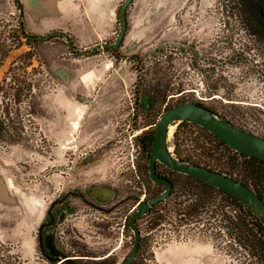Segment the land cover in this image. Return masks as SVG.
<instances>
[{
    "label": "rangeland",
    "instance_id": "1",
    "mask_svg": "<svg viewBox=\"0 0 264 264\" xmlns=\"http://www.w3.org/2000/svg\"><path fill=\"white\" fill-rule=\"evenodd\" d=\"M18 1L20 7L0 0V109L16 122L0 135V244H13L9 264H52L42 258L37 234L50 209L61 212L53 204L64 196L69 212L54 230L57 244L73 242L101 258L123 243L110 260L122 264L133 233L125 229L122 238L121 230L147 186L138 173V140L161 114L200 103L264 138V82L236 83L246 66L236 68L234 52L250 48L252 38L240 22L234 30L241 15L234 0H134L114 55L105 45L117 40L125 0ZM51 33L61 37L28 39ZM254 54L262 62V53ZM83 70L89 75L82 79ZM179 137L180 144L203 141L188 130ZM177 192L138 222L146 246L140 264H264L221 216L223 210L235 220L239 212L217 197L190 216L191 203L180 206ZM72 194L83 197L74 207L81 212L66 218Z\"/></svg>",
    "mask_w": 264,
    "mask_h": 264
},
{
    "label": "water",
    "instance_id": "2",
    "mask_svg": "<svg viewBox=\"0 0 264 264\" xmlns=\"http://www.w3.org/2000/svg\"><path fill=\"white\" fill-rule=\"evenodd\" d=\"M133 1L134 0H125L122 4L119 11L120 30L117 40L114 44L105 45V48L117 50L122 46L127 33V11ZM262 5L264 9V1ZM262 18L264 20V14ZM22 19L23 12L21 11V24ZM53 37H61V34L51 33L45 37L29 36V38L38 42H46ZM70 46L72 45L70 44ZM183 122L199 126L239 154L264 161V138L242 130L226 119L219 117L212 110L196 103H185L166 111L160 117L156 126L149 167L153 182L163 184L167 189L154 199L141 203L138 210L130 218L129 224L134 233V244L129 257L123 264H132L137 258L141 242V232L137 222L144 218L151 211L152 207L166 201L171 195L172 184L167 180L161 179L156 174V163L158 162L166 166L172 172L191 176L232 196L237 201L249 207L264 226V201L253 190L224 174L193 164L182 163L173 156L167 145L170 127H178L179 124Z\"/></svg>",
    "mask_w": 264,
    "mask_h": 264
},
{
    "label": "flooded vegetation",
    "instance_id": "3",
    "mask_svg": "<svg viewBox=\"0 0 264 264\" xmlns=\"http://www.w3.org/2000/svg\"><path fill=\"white\" fill-rule=\"evenodd\" d=\"M263 1L264 0H234V10L235 12L239 11L241 14L240 17L237 15L234 16V30H238V22H240L241 27L245 29L248 32L249 36L252 38V42L249 43L250 48H246L245 50H242L241 53L239 52V50H236L234 52V64L236 68L239 67L240 68L239 70H242V66L243 68L244 66H246L245 71H242L241 73L237 74L238 76V78L236 79L237 84L238 82L246 81V80H258V82L260 81L264 82V20L262 18V15L264 14V9L262 5ZM127 19H128V16H127ZM20 28L21 30L23 29V23L21 24V22H20ZM258 51L262 53V56H263L262 62H259L258 60L259 55L254 54L255 52H258ZM249 52H251L253 55H250ZM17 95L19 97V95H21L20 92ZM155 130L156 128L153 130L154 135H155ZM153 132H148L144 134L143 136H141L140 138V141H142L141 143H139L140 141H138L139 152L137 153L136 161L138 160V157H140L141 163H142L141 166L138 165V173H140L141 177L147 181L146 183L147 186L143 185L142 191L145 193V195L143 198L137 201V206L134 208L133 212L130 214V218L138 210L141 203L154 199L155 197L159 196L167 189L165 185L153 182L151 175H150L149 163H150V157L152 154L153 141L149 145V143H145V140H146V137L151 138ZM167 145H168V149L174 156V150H172L171 148L172 145L169 143V140L167 142ZM135 163L137 164L138 162H133V168L135 169V173L138 174L137 168L135 167ZM156 174L161 179L167 180L172 184L171 195L167 200L171 199L175 195L177 189L179 188L180 175L178 173L172 172L160 162L156 163ZM137 177L141 183L142 179L139 177V175ZM184 180L185 179H183V181ZM184 184L188 185V183L185 181H184ZM151 189L152 191H150ZM71 197H72L71 199L74 200V204H71V205H74V206H71L70 210L74 209V211L68 214L66 218L74 216V215L77 217L78 213L81 212V211L76 212L78 209L75 210V208H76L77 203H81L83 201V197H79L77 194H72ZM166 201H163L161 203H165ZM65 202L66 201L64 200V196H61L59 201L53 204L54 207L60 206L61 212L54 214L53 210L50 209L45 219L41 223V226L39 227L37 235H38V241H39V250H40V254L42 258L51 262L52 264H111L110 260L111 261L113 260L111 258H113V256L116 255L117 250H120L123 247L121 246L123 245V243H120L118 246L113 247V249L109 251L107 255L101 258H95L91 256L94 253H86L84 251H81V246L78 244L77 245L73 244V242L71 243L72 245L66 244L65 247H62L61 245L57 244L54 238V230L58 226L59 220L61 218H65L64 215H66V212H69L68 211L69 208L68 206H66ZM161 203L152 207L151 211L148 214H151V212H153V214L151 215L157 214L156 210L162 205ZM130 218L128 220V225L123 226V229L121 230L122 238H125L124 234L126 233L127 230L132 232L130 228V224H129ZM78 219L79 218H76L75 220H78ZM138 222H137V225L139 227ZM74 226L75 227L77 226L76 222L74 223ZM85 237L86 235L81 236V238L83 239ZM91 238L97 239L96 237H91ZM141 238H142V233H141ZM62 239L64 240L63 237ZM131 239H132V248H133L134 233H133V236H131ZM2 244H4V242H2ZM2 244H0V247L2 248V251L0 249V253H1L0 263L4 264L3 262L4 260H2V258L4 257L3 255L4 251H6V254L8 256L6 258L7 259L6 262L7 264H9L10 261L14 260V258L12 257L14 255L13 248H12L13 244L10 242H7L5 244L7 247L6 250L4 249V247H2ZM9 249H12V250L9 251ZM145 249H146L145 243L141 239L139 251H138V255H140V257L143 256V252L145 251ZM68 251H71L72 254H77V255L72 256L69 254ZM130 253L125 256V258L123 259L124 260L123 263L129 257ZM9 255H11V258H9Z\"/></svg>",
    "mask_w": 264,
    "mask_h": 264
},
{
    "label": "trees",
    "instance_id": "4",
    "mask_svg": "<svg viewBox=\"0 0 264 264\" xmlns=\"http://www.w3.org/2000/svg\"><path fill=\"white\" fill-rule=\"evenodd\" d=\"M15 2L20 7V2L18 0H15ZM28 39L33 40L29 38V36ZM106 50L114 55L118 54V50H113L107 47ZM196 104L204 106L200 103ZM173 107H170L169 109ZM163 114L158 117L157 123ZM11 115L12 113L8 108L1 107L0 135L9 134L8 130H10V128L16 125V122L14 121V118ZM184 130L190 131L191 134L196 133L197 136H199V139L202 138L203 141L199 139V141H195L193 139L188 138L183 139L182 144H180L179 136L180 133ZM153 139L154 132L151 138L146 137L145 143H149L150 145ZM138 141H140V138ZM189 141L192 143H196L195 150L192 151L187 148L182 150V146H185L186 143H188ZM141 142L142 141H140L139 143ZM172 144V146L174 147V157L178 161L203 167L211 171L224 174L230 178H233L244 186L253 190L264 201V161L253 157L244 156L235 152L227 144L218 140L206 130L200 128L195 124L187 122L179 124L178 129L174 133V140ZM214 162L217 165L213 166L212 164H214ZM227 166H231L232 174H228L225 168H223ZM235 169L238 170V177L233 174ZM179 175L180 182L179 188L177 189V201H179L180 206L185 205L188 202L191 203L187 206L189 211L188 214H190V216L195 215L200 209L205 208L206 205L211 202V200L219 197L221 203H228L232 208H234L235 213L239 212L234 220L233 217L229 218L224 215L223 210H221L222 218H224L227 222L231 224V230L233 234H235L236 237L239 239V243L247 246L254 256H258L260 258L262 256L264 257V226L262 225L256 214L249 207L237 201L232 196L208 184H205L197 180L196 178L182 174ZM183 179H185L184 181L187 182L188 185L184 184ZM195 197H197V199H191ZM151 214H153V212H151ZM151 214H148L147 216ZM139 259L140 255H138L137 259L133 262V264H140Z\"/></svg>",
    "mask_w": 264,
    "mask_h": 264
},
{
    "label": "bare ground",
    "instance_id": "5",
    "mask_svg": "<svg viewBox=\"0 0 264 264\" xmlns=\"http://www.w3.org/2000/svg\"><path fill=\"white\" fill-rule=\"evenodd\" d=\"M176 126H172L170 127V133H169V139L172 137V135L174 134L175 130H176Z\"/></svg>",
    "mask_w": 264,
    "mask_h": 264
},
{
    "label": "crops",
    "instance_id": "6",
    "mask_svg": "<svg viewBox=\"0 0 264 264\" xmlns=\"http://www.w3.org/2000/svg\"><path fill=\"white\" fill-rule=\"evenodd\" d=\"M85 70L82 71V73H80V77L82 76V79L83 77H87L89 74L85 75ZM94 74H96L95 72H93Z\"/></svg>",
    "mask_w": 264,
    "mask_h": 264
}]
</instances>
